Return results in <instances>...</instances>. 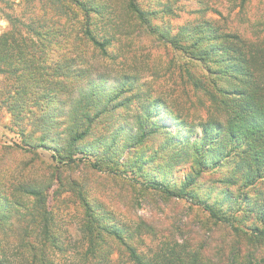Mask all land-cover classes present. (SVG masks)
Here are the masks:
<instances>
[{
    "label": "trees",
    "instance_id": "trees-1",
    "mask_svg": "<svg viewBox=\"0 0 264 264\" xmlns=\"http://www.w3.org/2000/svg\"><path fill=\"white\" fill-rule=\"evenodd\" d=\"M48 1L57 16L76 18L77 11L87 15L102 7L90 0ZM127 4L137 21L150 34L157 35L148 18L152 14L141 10L134 0H127ZM0 5V15L9 26L0 35V77L17 82L8 86L7 109L14 120L22 122L28 118V123L34 126L27 131L18 125L23 146L0 144L2 150L33 155L44 150L51 153L59 166L86 164L96 171H107L143 192L189 203L204 212L214 225L229 226L237 233L264 242V188L258 187L264 184V74L258 70L259 61L252 59L249 47L239 36L227 35L223 37L225 43L215 44L220 36L213 34L214 28L208 22L200 26L202 34L188 45L159 36L187 59L204 66L213 76L217 95L223 98L226 123H206L199 135L194 126L173 118L162 101L151 104L144 116L136 114L132 119L126 83L116 79L110 88L101 79L86 78L80 68L73 69V64H87L84 56L74 54L78 42L93 46L107 57L108 40L100 41L89 30L84 32L83 39L76 33L69 38L55 33V29L41 35L7 12L12 10L8 1L0 0ZM23 31L29 35L25 37ZM206 42L208 46L203 45ZM220 80L222 85L216 83ZM76 94L70 105L69 121L62 126L58 117L64 114L67 100ZM60 127L62 131L58 130ZM155 138H164L180 156H193L194 172L182 185L148 175L141 161L129 166L125 160L126 150L130 152ZM224 165L240 176V185L236 186L235 176L226 178L224 183L236 186L241 193L234 196L227 189L223 202L220 199L210 202L200 194L203 174ZM19 191L25 199L34 200L36 208L29 214V222L24 220L21 240L16 241L12 250H0V264H65L59 257L70 255L72 249L62 241L66 237L55 222L44 191L32 184L22 186ZM3 200L8 211L1 213L0 209V227L14 235L16 218L11 208L21 205L12 203L7 196ZM225 202L230 204L227 210ZM82 208L77 264H203L199 253H191L186 244L178 243L163 245L164 249L149 259L137 252L132 245V233L111 212L86 199ZM250 221L255 224L247 225Z\"/></svg>",
    "mask_w": 264,
    "mask_h": 264
},
{
    "label": "rangeland",
    "instance_id": "rangeland-1",
    "mask_svg": "<svg viewBox=\"0 0 264 264\" xmlns=\"http://www.w3.org/2000/svg\"><path fill=\"white\" fill-rule=\"evenodd\" d=\"M6 1L12 7L11 11L7 9L8 13L41 35L55 29V33L69 38L76 33L83 39L84 32L89 30L100 41L108 40L107 57L101 56L93 46H85L82 41L79 45L78 42L74 54L84 56L87 64H73V69L80 68L86 78L101 79L110 88L116 79L126 83L132 119L136 114L144 116L151 104L162 101L173 118L194 126L199 135L204 124L217 121L224 124L227 121L221 103L223 98L216 93L213 76L204 66L187 59L159 36L188 45L202 34L199 31L201 25L211 23L213 34L220 36L215 44L225 43L224 36H239L249 47L252 59L259 61L258 70L264 74V0H134L141 10L152 14L148 18L157 35L150 34L137 21L127 0H90L102 6L101 9L87 15L77 11L76 18L57 16L48 0ZM8 28V23L0 15V35ZM23 35L27 37L29 33L23 31ZM203 45L208 46L207 42ZM221 82L223 80L216 83L222 85ZM0 83V144L23 146L18 125L26 127L27 131L34 126L28 123V118L22 122L14 120L7 109L9 99L6 92L8 86L17 84L16 80L0 77ZM76 97L77 94L67 100L64 114L58 117L62 126L69 121L70 105ZM58 130L62 131L63 127ZM177 152L164 138H155L130 152L126 150L124 158L129 166H133L136 160L143 162L145 173L178 186L194 172L195 166L193 156H180ZM232 176L236 177V186H239L240 176L235 175L228 165L204 173L201 197H208L210 202L219 199L223 202L227 189L238 196L241 192L236 186L224 183ZM31 184L44 191L55 222L66 237L62 241L72 249L70 255L59 257L65 264H77V253L81 251L83 199L102 206L125 224L133 235L132 245L149 259L159 254L163 245L178 243L186 244L191 253H199L203 264H264V242L259 238L237 233L229 226L214 225L204 212L189 203L143 192L107 171L99 172L86 164L59 166L51 153L44 150L33 155L0 148L1 213L8 211L4 207L5 196L12 203L21 205L11 208L15 211V234L10 235L0 227V250H12L24 234V220L29 222V214L35 210L36 202L25 199L19 190ZM258 187L262 190L264 184ZM223 205L225 210L230 208L228 202ZM240 220L241 214H238V222ZM115 253L114 257H117Z\"/></svg>",
    "mask_w": 264,
    "mask_h": 264
}]
</instances>
